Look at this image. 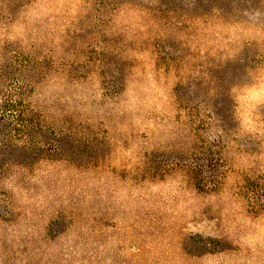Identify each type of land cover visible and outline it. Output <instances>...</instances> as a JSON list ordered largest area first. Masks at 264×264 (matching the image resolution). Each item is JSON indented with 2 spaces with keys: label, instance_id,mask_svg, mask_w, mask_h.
Instances as JSON below:
<instances>
[{
  "label": "rangeland",
  "instance_id": "obj_1",
  "mask_svg": "<svg viewBox=\"0 0 264 264\" xmlns=\"http://www.w3.org/2000/svg\"><path fill=\"white\" fill-rule=\"evenodd\" d=\"M0 264H264V0H0Z\"/></svg>",
  "mask_w": 264,
  "mask_h": 264
}]
</instances>
